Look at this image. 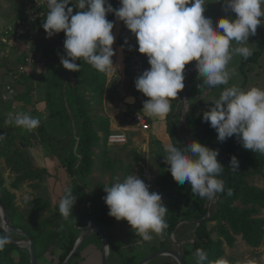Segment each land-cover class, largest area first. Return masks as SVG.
<instances>
[{"label":"clouds","instance_id":"1","mask_svg":"<svg viewBox=\"0 0 264 264\" xmlns=\"http://www.w3.org/2000/svg\"><path fill=\"white\" fill-rule=\"evenodd\" d=\"M213 2H220L222 10L235 17L219 18L214 26L212 18L205 15L206 6ZM119 5L114 9L109 0H47L48 12L42 27L47 38L64 32L60 61L64 69L80 72L81 65L76 63L80 60L100 73H108L114 68L115 36L114 23L106 17L114 14L134 34L138 52L148 59L150 68L137 77L135 88L148 98L143 110L159 119L167 117L171 101L185 87L186 65L195 61L198 76L209 88L228 85L235 75L230 62L234 56L247 60L253 55L247 46L249 37L256 35L259 25H264V0H119ZM74 9L78 11L74 13ZM202 119L210 122L218 141L235 136L244 149L264 155V88L225 87ZM9 122L27 131L40 124L39 118L27 113H10ZM176 144L167 147L164 158L178 184L187 182L192 193L207 199L225 191L223 180L217 178L225 168L217 160V149L197 141L185 146ZM229 163L236 172L237 157L232 156ZM103 188L108 215L117 221L126 220L143 241H151L153 234L160 235L168 227V209L161 195L150 191V185L136 173L123 180L117 177ZM231 194L228 189L227 195ZM76 199L71 189L60 199L58 210L65 221L73 216ZM9 243L8 235H0V251ZM195 259L196 264H206L208 254L198 248ZM208 264L229 262L219 259Z\"/></svg>","mask_w":264,"mask_h":264},{"label":"trees","instance_id":"2","mask_svg":"<svg viewBox=\"0 0 264 264\" xmlns=\"http://www.w3.org/2000/svg\"><path fill=\"white\" fill-rule=\"evenodd\" d=\"M118 1L109 0V3L115 9L118 7ZM45 9L47 15V5ZM75 11L78 10L74 9V13ZM106 18L115 25L117 18L114 14L109 13ZM36 28L43 27L39 23ZM65 39L64 32H61L59 39L61 55L64 54ZM263 50L264 43H261V47L253 51V55L247 60L242 57L239 67L244 78H246L245 66L250 62H256ZM45 54L46 52L44 53L43 50L41 55ZM13 60L22 62L23 59L21 55H15ZM76 63L81 65L80 72L70 71L67 73L63 93L67 106L76 120L78 137L77 139L68 137V144L63 146L65 157L61 159V164L70 177L76 175L78 182L72 180L62 194L56 198L49 213L45 214L48 204L41 198L25 201L29 208L23 210L20 205L16 204V195L10 188H20L24 181L37 178L40 172L36 173L26 168L30 162L20 156L11 166V172L15 174V177L10 182V188L6 186V179L0 170V198L7 207L12 226L28 235L37 264H62L72 251L78 235L93 223L98 225L106 236L109 246L107 264H138L141 259L138 260L134 255L125 254L122 241L115 231V223L129 225L128 222L126 220L117 221L108 215L109 209L103 199L106 196L103 187L111 185V183L92 180V172L95 167L103 173L108 171L114 173L119 168L116 165L117 159L104 156L102 151V148L104 147L105 150L106 144H108L107 135L110 132L108 119L100 117L99 120H95L89 113L91 99L99 102L104 93L108 73H100L80 60H77ZM193 73H198V71H191L187 77L189 76V80L195 83L197 79H191ZM201 82L199 81L200 85L205 86ZM185 83L187 82L184 81ZM243 87L244 83L240 88L243 89ZM186 92L188 91L186 90ZM194 94L198 111L191 113L190 110L187 116V125L189 126L187 140L188 143L197 141L219 151L217 160L225 168L217 178L223 180L225 191L214 197L209 206L208 217L201 223H196L195 221L205 216L206 205L210 199L199 197L192 193L190 185H180L173 179L168 170L169 165L165 163L166 150L155 156L159 167L155 184L164 194L163 203L168 209L165 217L168 227L163 230V234L169 237L178 221L183 220V224L180 226L191 224L190 240L182 245L184 256L188 264H196V249L202 248L208 254V261H206L208 264V262L223 259L225 244L233 246L237 236H240L252 248L261 244L264 236V218L261 217V213L264 211V187L250 183L248 179L264 168V155L244 149L235 136L224 142L218 141V134L215 129L210 127V122H205L202 119L203 113L210 110L213 100L202 99L199 89H196ZM18 97L17 94L15 98L18 99ZM187 97L189 100L188 94ZM174 107V103L171 102V111L166 118L174 114ZM118 112L125 119L130 115L128 110L118 109ZM118 124L122 126L123 122L120 121ZM68 126L67 135L69 136L71 133L70 120ZM99 132L102 136L99 135ZM173 132L172 145L178 146L176 143L181 145L176 132ZM127 142L128 139L122 146ZM74 144L78 145L80 154L76 174L73 170L76 164L75 154L72 150ZM96 147H99V153H96ZM133 155L136 156L135 151H133ZM232 156H236L239 161V168L236 172L230 169L229 161ZM123 171L127 172L128 169H123ZM67 189H71L77 199L73 207V216L65 221L59 213L58 204ZM228 189H231L232 192L230 196L227 195ZM177 231L176 229L175 234L178 236ZM4 234L10 237V243L5 246L3 251H0V264H30L29 248L21 246L19 244L21 238L10 230L5 232L4 227L0 224V235ZM89 245L100 248L101 238L98 232L91 233L80 244L67 264H83L85 260L83 251ZM46 254L50 255L49 259L45 257ZM160 258L158 256L147 264H161L162 259Z\"/></svg>","mask_w":264,"mask_h":264},{"label":"rangeland","instance_id":"3","mask_svg":"<svg viewBox=\"0 0 264 264\" xmlns=\"http://www.w3.org/2000/svg\"><path fill=\"white\" fill-rule=\"evenodd\" d=\"M119 6L118 1L117 8ZM24 10V0H0V25L20 17ZM205 15L212 18L214 26L219 18L235 17L234 13L224 12L220 2L209 3L206 6ZM262 24H264V21H262ZM36 29L38 51L40 56L45 59L46 64L29 68L32 69L34 74L32 75L30 72L16 82L23 81V84L19 87L18 99L4 102L0 100V170L6 179V186L9 187L11 180L15 177V174L11 172L12 163L20 156L28 159L30 163L26 165V168L36 173L40 172L39 176L24 181L18 189L9 188L16 195V204L20 205L23 210L29 208L25 201H31L34 198L46 200L48 204V208L45 209L46 214L52 210L56 198L62 194L72 180L78 182L76 175L70 177L61 164V159L65 157L63 146L68 144V137L77 139L78 127L63 93L64 82L67 80V73L70 71L64 69L60 62L62 55L56 45L58 34L47 38L43 28ZM113 34L115 36L113 44L115 55L112 57L114 68L108 72L105 90L100 101L97 102V100L91 99L89 113L95 120H99L100 117L107 118L110 127L109 133L124 131L128 142L123 146L108 143L105 150L104 147L102 148L104 156L117 159L116 165L119 168L114 173L112 171L103 173L95 167L92 172V180L112 184L117 177L123 180L127 175L136 173L146 184L150 185V191L161 195L163 202L165 199L164 194L155 184L159 172L154 154L155 145L159 143L163 150H167V147L170 144L172 145L173 131L176 132L177 137L179 136L176 127L180 124L183 127V141L185 144L188 143L187 111L184 110L179 117H173V120L170 119L171 117L159 119L147 115L143 110V104L148 98L136 90L135 80L143 71L150 68L148 59L146 55L138 52V44L134 34L126 28L122 21L116 19ZM125 40L128 41L127 44H125ZM248 42L247 46L252 51L261 47V43H264V25L257 27L256 35L250 36ZM233 46L238 45L234 44ZM129 47H131V50H129ZM43 50L44 53L46 52L44 56L41 55ZM241 59L240 56H234L229 64V68L235 70V75L230 79L229 84L214 88L200 85L199 81H202L201 84H203V78L199 77L198 73L191 75V79H197L195 83L189 80L187 75L191 72V69L196 68V62H190L185 66L183 74L184 81L187 82L185 88L171 102L175 105L179 99L180 108L189 104V112L191 110L192 113L198 111L194 94L196 89H199V95L202 99L214 100L219 98L223 88L232 85L241 87L244 83L243 89L251 87L264 88V50L256 62H250L245 66L246 78H244L239 67ZM11 61H13V55L9 58L8 65H2L3 62L0 64V78L4 77L2 74ZM187 94L189 100L185 103L183 95L187 96ZM127 96H134L135 102L128 104L126 110L130 112V115L135 112L143 114L148 119L149 128L147 130L143 131L137 128L128 120L129 116L126 119L120 116L118 112L119 104L124 103ZM187 99L188 97H186ZM10 113L13 116L18 113L30 114L39 118L40 124L32 131L24 130L9 122ZM69 120L71 133L68 136ZM120 121L123 122L122 126L118 124ZM99 135L102 136L101 132H99ZM72 150L76 158L79 159L78 145L74 144ZM95 151L99 153V147H96ZM133 151H135L136 156L133 155ZM123 169H128V171L124 172ZM73 170L76 171V167ZM248 180L259 187H264V168ZM184 185L189 186L187 182ZM261 217L264 218V211H262ZM182 224L183 222L178 224L176 228L178 236L175 234L174 239L170 241L169 237L162 232L160 235L153 234V239L145 242L141 237L136 236L135 230H132L131 226L120 222L115 223V231L122 241L125 254L134 255L138 260H142L159 249L160 246L178 249V241H181L182 245L184 242H188L190 240L191 224L180 226ZM22 242L29 243L27 240L19 241L20 244ZM21 246L28 247L26 244H21ZM224 251L222 258L227 260L229 264H264V236L261 244L256 248H252L240 236H237L233 246L225 244ZM101 252V247L98 249L89 245L83 251L85 256L83 264H100ZM45 257L49 259L50 255L46 254ZM160 257L162 259L161 264H178L170 256Z\"/></svg>","mask_w":264,"mask_h":264},{"label":"built area","instance_id":"4","mask_svg":"<svg viewBox=\"0 0 264 264\" xmlns=\"http://www.w3.org/2000/svg\"><path fill=\"white\" fill-rule=\"evenodd\" d=\"M24 4L25 10L20 17L0 25V64L8 65L11 55H21L23 59L22 62L11 61L3 71L4 77L0 78V100L3 102L16 99L15 83L28 73L29 68L46 64L38 51L36 26L46 18L47 0H24ZM128 120L143 131L149 128L147 118L138 112L129 115ZM126 141L124 131L107 135L109 144L122 145Z\"/></svg>","mask_w":264,"mask_h":264},{"label":"water","instance_id":"5","mask_svg":"<svg viewBox=\"0 0 264 264\" xmlns=\"http://www.w3.org/2000/svg\"><path fill=\"white\" fill-rule=\"evenodd\" d=\"M60 35H61V32L57 36L56 45H57L58 50H59ZM196 70H197L196 68L191 69V71H196ZM186 97H187L186 95H183V100H184L185 103L188 101V99L186 100ZM134 102H135V97L134 96H127L124 99V103H120L118 108L121 111H125L126 108H127V105L128 104H132ZM188 106H189V104H186V107L180 108L179 99H178V101L175 103L174 114H173V116H171V118L179 117L180 115L183 114L184 110L187 111V115H188V112H189V109H190V106L189 107ZM187 108H188V110H187ZM176 129L178 131V135H179L178 139H179L181 145L185 146L186 144H185V142L183 141V138H182V136H183V127H181V125H178L176 127ZM162 152H163V147L159 143H156V145H155V153H154L155 156H158ZM75 159H76L75 167H76V171H77L78 165H79V159L76 158V155H75ZM76 171H75V174H76ZM213 200H214V198L209 200V202L206 205V214H205V216L202 219L195 221L196 223H201L204 219H206L208 217V215H209V206H210V204L212 203ZM0 206L2 208V215L0 216V224H1V226L4 227V229H7V230H10V231L14 232L17 236H19L21 238V240L29 241V243L22 242L21 244L28 245L29 253H30V264H37V262L35 260L34 252H33V249H32V244H31V242L29 240L28 235L25 234L20 229L15 228V227L12 226L9 214L7 212V207L1 201V198H0ZM182 222H183V220L178 221L175 224L174 229L170 232L169 241L174 239L176 228H177L178 224H180ZM93 232H98V234L100 235V238H101L100 247H101V251L102 252H101V257H100V264H107V259H108V255H109L108 242H107V239H106V236H105L103 230L98 225H96L94 223L90 224L89 226H87L85 228V230L81 234L78 235L77 240H76V242L74 244V247H73L72 251L68 254V256L66 257V259L64 260V262L62 264H67L69 262V260L72 258L74 253L77 251V249L80 246V244ZM177 243L179 245L178 249H174V248H171V247L160 246L159 249H157L153 253H151L148 256H146L145 258H143L141 261H139L138 264H147L152 259H154V258H156L158 256H170L178 264H188L187 259L185 258L184 253H183L182 242L178 241ZM105 246H107L108 248L106 249Z\"/></svg>","mask_w":264,"mask_h":264},{"label":"crops","instance_id":"6","mask_svg":"<svg viewBox=\"0 0 264 264\" xmlns=\"http://www.w3.org/2000/svg\"><path fill=\"white\" fill-rule=\"evenodd\" d=\"M32 73V75L34 74V72H32V69L31 70H29L28 71V73L27 74H29V73ZM23 84V81H20V82H18V83H16V85H15V90H16V92L19 94V87L21 86Z\"/></svg>","mask_w":264,"mask_h":264},{"label":"bare ground","instance_id":"7","mask_svg":"<svg viewBox=\"0 0 264 264\" xmlns=\"http://www.w3.org/2000/svg\"><path fill=\"white\" fill-rule=\"evenodd\" d=\"M2 215V208H1V206H0V216Z\"/></svg>","mask_w":264,"mask_h":264}]
</instances>
